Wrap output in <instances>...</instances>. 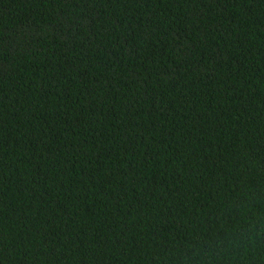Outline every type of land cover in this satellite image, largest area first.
I'll use <instances>...</instances> for the list:
<instances>
[{
	"label": "trees",
	"instance_id": "1",
	"mask_svg": "<svg viewBox=\"0 0 264 264\" xmlns=\"http://www.w3.org/2000/svg\"><path fill=\"white\" fill-rule=\"evenodd\" d=\"M0 264H264V0H0Z\"/></svg>",
	"mask_w": 264,
	"mask_h": 264
}]
</instances>
